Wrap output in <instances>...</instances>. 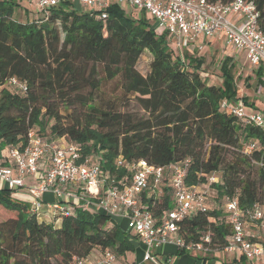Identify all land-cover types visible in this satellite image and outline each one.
<instances>
[{"label":"trees","instance_id":"16d2710c","mask_svg":"<svg viewBox=\"0 0 264 264\" xmlns=\"http://www.w3.org/2000/svg\"><path fill=\"white\" fill-rule=\"evenodd\" d=\"M245 1L264 12V0ZM18 7L27 12L20 0H0V153L23 146L32 131L75 144L82 156L95 157L106 176L127 182L130 173L115 165L119 157L127 164L145 160L155 167L188 160L185 186L206 185L215 174L209 189L216 195L205 212L195 211L179 223L178 236L186 245L226 247L232 231L221 200L236 198L244 210L264 202V131L220 106L224 99L237 98L233 56L225 55L220 63L221 84H210L202 74L204 59L185 53L182 60L143 12L126 14L122 5H113L100 18L99 11L66 4L35 23L14 19ZM144 54L151 59L142 75L136 66ZM263 74L260 68L243 84L257 86ZM12 78L24 82L25 90L8 85ZM114 80L120 95L106 98L101 84ZM130 102L137 112L130 110ZM249 144L254 148L246 152ZM158 187L166 194L156 195L151 185L139 200L157 222L174 207L168 181ZM0 212L9 215L0 220V264H71L74 256L87 259L93 250L125 258L140 245L128 237L124 221L81 203L67 216L54 217L61 219L54 226L3 188ZM177 253L186 252L178 248ZM231 262L247 264L242 255Z\"/></svg>","mask_w":264,"mask_h":264},{"label":"built area","instance_id":"2783aa9c","mask_svg":"<svg viewBox=\"0 0 264 264\" xmlns=\"http://www.w3.org/2000/svg\"><path fill=\"white\" fill-rule=\"evenodd\" d=\"M27 7H35L36 15L29 22L47 21L52 8L61 5L78 4L87 11H99L105 18L104 10L113 5H128L150 17L158 29L165 32L171 42L170 49L180 57V51L196 41L210 39L225 42L234 50L244 54L253 70L264 72V12L261 13L254 1L232 0L228 3L208 2L207 0H20ZM264 5V2H263ZM199 43V44H200ZM204 45H198L201 51ZM184 56V54H183ZM18 91H24L26 84L15 78L7 81ZM256 94L264 105V74L262 83L257 85ZM221 108L229 110L246 125H253L264 131V117L261 112H247L241 103L221 102ZM64 140V139H62ZM62 140H49L27 134L23 146H8L0 153V181L9 191H24L33 199L30 208L39 219L49 211L53 217L67 216L75 203H81L92 212H102L113 221L123 220L128 237L136 238L143 247L140 263L160 264L155 258L157 250L166 244H173L185 251L238 253L247 261L264 260V202L256 203L249 209H240L236 198L224 197L222 208L228 215L231 225L230 243L221 251L211 249L202 243L184 244L178 236L179 223L195 211L205 212L208 207L210 183L217 177L211 174L206 185L186 187L188 160L172 163L166 167H155L145 160L125 163L117 158L116 168L125 167L130 173L129 182L108 177L99 164L91 161V156H82L78 147ZM59 141V142H56ZM254 144L246 147L251 151ZM27 178L30 181H27ZM167 180L171 186L174 207L165 212L159 222L151 212L140 206L143 191ZM52 193L57 201L44 204L41 196ZM44 220V219H43ZM253 229V234L249 228ZM254 239V240H253ZM257 239V240H256ZM204 241L209 243L208 236ZM237 258V257H235ZM71 264H129L122 262L111 251L101 253L93 260L77 256Z\"/></svg>","mask_w":264,"mask_h":264},{"label":"rangeland","instance_id":"374dc122","mask_svg":"<svg viewBox=\"0 0 264 264\" xmlns=\"http://www.w3.org/2000/svg\"><path fill=\"white\" fill-rule=\"evenodd\" d=\"M24 3V2H23ZM74 7L77 9H84L78 4H73ZM26 10L22 7H18V9L15 11V14L13 16L14 19L20 21V22H26L31 20V16L35 14L36 9L35 7H27ZM122 8L124 9L126 14L132 13L133 15L140 16L142 15L141 12L136 11L132 7L128 5H122ZM86 10V9H85ZM154 30L157 34H160L162 32V29H158L157 25L153 23ZM201 41V40H198ZM201 44V43H200ZM196 45H199V42L196 43ZM185 49L189 54L195 55L197 54L199 57L204 59L203 65H202V74L208 75V82L210 84L220 85L221 84V77H220V71L219 66L224 58L225 55H231L236 60V69H235V75H236V81L238 86V95H248V99H251L254 102L256 110L258 112H261L262 116L264 117V105L262 103V100L260 98V95L256 94L255 88H257L255 83H251L250 86H245L243 84V79L247 77L251 69L248 67V65L245 63L244 59H239V56L243 53L234 50L230 45H228L223 38L219 39L218 41L215 39H210L207 41H204V48L201 51H197L198 49L195 46H186ZM186 52H184L185 54ZM185 56V55H184ZM182 52L180 51V58L182 60L185 59ZM151 57L148 54L142 55L138 62H137V70L142 74L145 75L148 70V63L150 62ZM239 59V60H237ZM101 91L103 95L106 98L112 99L113 97H117L120 95V88L119 83L117 80L111 81V82H102L101 84ZM224 101H229L228 99H224ZM120 103V102H119ZM118 103V104H119ZM127 104H124L122 107H120L121 110L126 109ZM130 110H133L135 112L138 111L137 107L134 106L133 102H130ZM59 142V141H56ZM95 157L91 158V161H94ZM6 188L2 181H0V189ZM154 191H156V195L166 194L164 192V189L161 187H153ZM151 189V192H152ZM10 195L19 201L27 203L29 206L31 205L33 199L30 197V195L26 192L22 191H9ZM216 192L213 189H210L208 191V205L211 207L213 205V200L215 199ZM1 213V212H0ZM9 215L7 213L2 212L0 214V220H3L7 218ZM43 219L47 221L48 223L53 224L54 226H58L61 222L60 218H55L51 215L49 211L43 215ZM56 222V223H55ZM249 232L253 234L252 227L249 228ZM173 245V244H172ZM171 249V253H167L168 250ZM178 247L173 245L171 248H168L167 246L163 247V252L161 255L155 254V258L160 264H235L231 261L233 258L237 257L239 258L238 253H223V252H207L202 253L198 252L194 249L185 251L186 253H177ZM166 252V253H165ZM101 257V252L99 250H96L92 252L88 260H93L94 258ZM143 257V247L141 245L138 246L137 250L134 253H130L129 255H126L125 258H119L120 261L131 263V262H141ZM165 258H168L169 261L165 262ZM247 261V260H246ZM258 264H262L260 261H255ZM247 264H254V261H247ZM141 264H151L150 262H144Z\"/></svg>","mask_w":264,"mask_h":264},{"label":"crops","instance_id":"0c3cea01","mask_svg":"<svg viewBox=\"0 0 264 264\" xmlns=\"http://www.w3.org/2000/svg\"><path fill=\"white\" fill-rule=\"evenodd\" d=\"M166 41H167L168 45L171 44V42L167 40V37H166ZM197 42L200 43V41H196V43H197ZM196 43H194L193 45L191 44V45H189V46H195V47L197 48ZM207 43H208V41H207ZM201 44L204 45V43H201ZM201 44H199V45H201ZM183 52L188 53L187 50H186L185 48H183ZM183 54H184V53H183ZM188 54H189V53H188ZM241 58L244 59L245 63L248 65V63H247L246 60H245L244 54H241V55L239 56V59H241ZM233 59L236 60L235 58H233ZM239 59H237V60H239ZM248 67H250V66L248 65ZM250 69H251V68H250ZM253 72H255V71H253ZM253 72H252V69H251V72H250V74H249L247 77H252V76H253ZM242 98H247V104L244 102V100H243ZM248 98H249L248 95H246L245 93H244V95H240V96H239L238 93H237V98H236L235 100H233V101H227V102H228V104L241 102V103L246 107V111H247V112L258 111V110H256V108H255L254 102H253L251 99H248ZM251 104H253L254 106H250ZM66 143H67V142H66L65 140H62V142H61V144H66ZM27 181H30V179L27 178ZM22 192H24V191H22ZM41 201H42V203H44V204H52V203H55V202L57 201V199L55 198V196H54L52 193H45V194H43V195L41 196ZM120 221H123V220H120ZM55 223H56V222H55ZM131 240H132V241H136L137 243L140 244V242H139L136 238H131ZM140 245H141V244H140ZM141 246H142V245H141ZM165 246H167L168 248H171L173 245H172V244H166V245L161 246V247L157 250V253H156V254H159V253H160L159 255H161V253H164V252H163V247H165ZM94 251H96V250H93V252H94ZM165 253H166V252H165ZM167 253H171V249H169ZM168 261H169V259H168V258H165V262H168ZM136 263H140V262H136Z\"/></svg>","mask_w":264,"mask_h":264}]
</instances>
